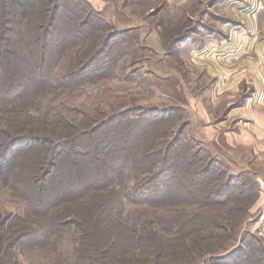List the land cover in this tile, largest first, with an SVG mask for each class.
<instances>
[{"label":"trees","instance_id":"obj_1","mask_svg":"<svg viewBox=\"0 0 264 264\" xmlns=\"http://www.w3.org/2000/svg\"><path fill=\"white\" fill-rule=\"evenodd\" d=\"M58 1L47 6L44 0H0V181L4 194L0 264H21L15 246L28 241L42 245L29 255L31 264H226L230 256L224 251L236 238L242 219L219 221L218 207L208 201L214 189L205 185V170L196 168L195 154L170 152L173 144L169 141L143 146L146 139L130 129L135 126L141 136L146 134L147 129L140 128L143 118L130 120L133 123L127 120L128 130L122 134V122L81 128L72 110L64 106L51 109L56 110L51 114L47 111L48 119L34 117L28 105L12 107V115L3 114L4 103L24 93L19 87H32L31 82L49 73L47 53L52 39L63 56L75 35H93L100 27L101 19L88 0L84 22H78L77 8ZM35 13L39 23L31 24ZM69 22L74 26L64 25ZM106 30L98 32L109 42L116 35H106ZM6 34H16L23 44ZM97 44L96 40L83 47L84 53L74 52L68 65L59 66L68 71L63 75L84 72L81 66L94 60L90 55ZM87 55L88 60L83 59ZM57 73L62 72L58 69ZM125 116L119 112L109 118L123 120ZM15 144L23 145L21 153L12 151ZM162 150L170 153L160 157ZM115 171L127 174L130 184L117 187ZM217 187L221 190V185ZM125 202L134 207L126 208ZM29 206L31 212H27ZM247 209L236 206L235 213ZM239 250V246L231 249L233 254ZM249 254L234 264L264 260V249Z\"/></svg>","mask_w":264,"mask_h":264},{"label":"rangeland","instance_id":"obj_2","mask_svg":"<svg viewBox=\"0 0 264 264\" xmlns=\"http://www.w3.org/2000/svg\"><path fill=\"white\" fill-rule=\"evenodd\" d=\"M44 1L47 6L56 2ZM85 1L58 2H67L69 8H77L78 22H84L88 16ZM88 1L92 12L101 19V24L97 23L100 27L93 35H75L76 39L67 44L69 47L63 56V51L52 39L47 53L48 66L52 70L48 69L49 73L36 83L31 82L32 87H19V90L15 86L14 90L24 89V93L4 103L3 114L12 115L9 111L12 107L28 105L34 117L48 119L47 111L51 114L56 111L51 109L64 106L72 110L71 115L81 128L97 127L104 122L117 126L122 122L124 125L119 126L122 134L128 130V121L133 123L134 119L143 118L140 128H146V134L141 136L137 127L130 128L135 135L146 139L143 146L149 145L147 142L168 144L169 141L173 144L170 152L195 154L196 168L203 166L205 170V185L214 189L215 193L208 201H215L212 203L219 209V221L226 217L233 221L234 217L242 219L237 226L236 238L224 251L230 256L226 264L240 262L249 253H262L263 0ZM36 23H39L38 14H31V24ZM64 25L73 27L74 23ZM102 28L107 29L106 35L116 36L105 42L103 32H98ZM6 37L13 41L19 39L16 34H6ZM96 40V50L90 55L94 60H88V55L83 58L88 60V64L81 66V69L86 68L84 72L80 75L69 72L65 76L68 71L59 66L68 65L74 52L84 53L83 47L92 46ZM19 42L23 44L20 39ZM58 69L61 75H58ZM33 109L40 110L41 114L37 115ZM119 112L127 117L110 120L112 113ZM36 118L31 117L32 120ZM22 146L15 144L12 151L18 153ZM169 151L162 150L160 157ZM47 167L45 164L44 168ZM138 167L141 170L138 172L144 173L142 164ZM121 174L114 172L115 183L117 187L119 184L126 187L131 180L127 179V174ZM2 185L0 181V200L4 195ZM217 185H221V190ZM125 204L126 208L134 207L129 202ZM236 206L248 209L235 213ZM6 208L9 209V205ZM28 208L27 212H31V206ZM227 209L231 213L226 214L224 210ZM236 246L240 250L233 254L231 249ZM40 248L42 245L28 241L15 246V251L19 253L21 264H31L29 255ZM252 264H264V260L255 259Z\"/></svg>","mask_w":264,"mask_h":264},{"label":"crops","instance_id":"obj_3","mask_svg":"<svg viewBox=\"0 0 264 264\" xmlns=\"http://www.w3.org/2000/svg\"><path fill=\"white\" fill-rule=\"evenodd\" d=\"M96 1H98V0H91V2H96ZM260 11V10H259ZM262 13H264V10L262 11ZM256 23H258V21L256 22ZM261 24H263L264 25V22L263 23H261ZM227 91V90H226ZM264 126V125H263ZM263 193V195H264V191L262 192ZM261 197H262V195H261ZM263 202V201H262ZM263 207H264V205H263Z\"/></svg>","mask_w":264,"mask_h":264}]
</instances>
